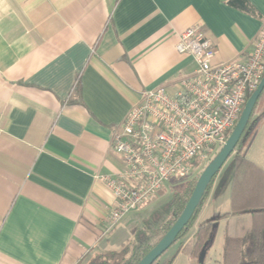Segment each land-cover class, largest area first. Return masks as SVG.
<instances>
[{
    "label": "crops",
    "instance_id": "0c3cea01",
    "mask_svg": "<svg viewBox=\"0 0 264 264\" xmlns=\"http://www.w3.org/2000/svg\"><path fill=\"white\" fill-rule=\"evenodd\" d=\"M230 1L0 0V264L124 256L143 210L107 232L116 199L96 177L124 170L113 133L145 91L174 95L195 74L176 49L189 28L202 26L214 65L250 55L264 0H247L249 10ZM232 178L233 160L200 215L217 226L205 260L219 234L224 245L252 230L251 214L229 215Z\"/></svg>",
    "mask_w": 264,
    "mask_h": 264
},
{
    "label": "built area",
    "instance_id": "2783aa9c",
    "mask_svg": "<svg viewBox=\"0 0 264 264\" xmlns=\"http://www.w3.org/2000/svg\"><path fill=\"white\" fill-rule=\"evenodd\" d=\"M176 49L193 59L195 74L174 95L165 88L142 94L112 137L124 170L118 178L96 177L116 199L107 232L173 179L191 176L192 163L207 165L264 78V26L245 60L214 65L215 47L200 25L180 34Z\"/></svg>",
    "mask_w": 264,
    "mask_h": 264
},
{
    "label": "trees",
    "instance_id": "16d2710c",
    "mask_svg": "<svg viewBox=\"0 0 264 264\" xmlns=\"http://www.w3.org/2000/svg\"><path fill=\"white\" fill-rule=\"evenodd\" d=\"M230 4L234 7L249 10L247 0H231ZM251 96L252 94L248 96L247 101ZM263 100L264 92L256 104L248 127L235 153L231 157L233 160V178L231 185V211L229 215L243 216L251 214L253 218L252 230L247 238L226 236L220 264H264V170L247 157V152L264 123V110L257 115ZM233 130L228 133V137ZM245 143L247 144L243 150ZM205 167L206 165L200 162L192 163L193 172L191 176L173 179L168 183L170 186H167V189L165 185L141 209L145 210L159 195L168 196L161 205L152 210L146 218H143L140 229L137 231L134 229L131 232L130 247H126L120 264H138L163 239L183 213ZM215 179L211 183L202 205L197 209L186 230L180 234L174 245L191 230L198 219ZM215 223L214 221H209L199 226L194 236V243L189 251L191 258L199 259L203 250L206 247H211L210 242L216 233ZM161 258L155 264H158ZM172 263L173 260H168L163 264Z\"/></svg>",
    "mask_w": 264,
    "mask_h": 264
},
{
    "label": "water",
    "instance_id": "95a60500",
    "mask_svg": "<svg viewBox=\"0 0 264 264\" xmlns=\"http://www.w3.org/2000/svg\"><path fill=\"white\" fill-rule=\"evenodd\" d=\"M264 92V78L262 79L257 90L247 101L244 110L241 114L231 135L228 137L224 146L217 152V154L206 165L205 169L200 175L196 187L190 197L183 213L178 218L173 227L163 237V239L138 263V264H155L178 240L180 234L186 230L188 224L196 214L197 209L202 205L205 195L213 182V180L220 174L227 162L231 159L235 150L244 135L253 111ZM217 226H215V230ZM214 237L210 242L213 244ZM210 248V247H209ZM205 248L199 258L201 264L205 263L207 251Z\"/></svg>",
    "mask_w": 264,
    "mask_h": 264
},
{
    "label": "rangeland",
    "instance_id": "374dc122",
    "mask_svg": "<svg viewBox=\"0 0 264 264\" xmlns=\"http://www.w3.org/2000/svg\"><path fill=\"white\" fill-rule=\"evenodd\" d=\"M263 110H264V100L262 101V103L259 106L257 115H259ZM246 144L247 143H245V145L243 146V150L245 149ZM218 151H219V149L216 150V152L212 158H214V156L217 154ZM249 158L261 163L264 166V123L260 127L258 134L255 138V141L253 142V146H252V149L250 150ZM231 160H232V158L227 162V164L225 165V167L223 169L228 168ZM167 186H170V185L166 184V187H165L166 189H167ZM212 189H213V187H212ZM212 189H211V192H210L209 196L207 197L206 201L204 202V205L202 207V210L199 214L198 219L194 223L191 230L176 245L171 247L163 255V257L161 258V260L159 261L158 264H163L165 261H168V260H173L172 264H201L198 258H191L189 251L192 248V245L194 243V236H195L199 226L202 224L200 221V215H201L203 209L207 206L209 199L213 195ZM168 195H169V192H168ZM227 196H228V194H226V195L222 194L221 199H220L221 202L224 200V198H227ZM163 197H164V195L157 196L156 199H154V201L151 202L150 205L145 210L140 212V217H139L140 224L135 227V231H137L138 229L141 228L143 218H146L147 215H149V213L152 210H155V208L157 206L161 205L165 201L164 199H167L166 197H168V196L166 195L164 198ZM127 227H131V225L129 224ZM123 232H124V230L122 229V231H119L118 235H116L115 238H113L114 243H120L121 242V240L125 236V234ZM219 236H220V234L218 235L217 240H216V242L212 248V251L210 252L208 259L205 260L204 264H220L221 263L224 245H223V241L221 239H219L220 238ZM128 246L130 247L129 244H128ZM121 254H122L121 252L118 253V255H116L115 258L110 257V256H107L105 258L101 257V258L97 259L96 264H120V262L122 260Z\"/></svg>",
    "mask_w": 264,
    "mask_h": 264
}]
</instances>
